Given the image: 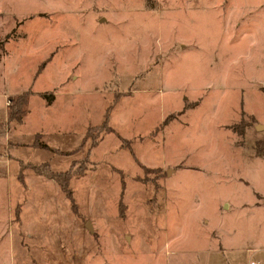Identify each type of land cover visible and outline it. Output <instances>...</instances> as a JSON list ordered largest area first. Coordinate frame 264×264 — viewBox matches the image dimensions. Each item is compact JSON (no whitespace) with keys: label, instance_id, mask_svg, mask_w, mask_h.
Masks as SVG:
<instances>
[{"label":"rangeland","instance_id":"374dc122","mask_svg":"<svg viewBox=\"0 0 264 264\" xmlns=\"http://www.w3.org/2000/svg\"><path fill=\"white\" fill-rule=\"evenodd\" d=\"M0 125V264H238L264 0H0Z\"/></svg>","mask_w":264,"mask_h":264},{"label":"crops","instance_id":"0c3cea01","mask_svg":"<svg viewBox=\"0 0 264 264\" xmlns=\"http://www.w3.org/2000/svg\"><path fill=\"white\" fill-rule=\"evenodd\" d=\"M35 176H36L35 178L29 177V179H32V178L36 179L37 178V180L38 179L40 180V178L43 176V174L38 173ZM26 178H27V176H26ZM263 200H264V197H263ZM255 205L264 210V203H260V202L258 203V201L256 200L254 206ZM241 252H243V253H241L243 256H241V260L239 261L238 264H241L242 262L246 261L249 258L254 259L256 261L258 260L260 264H264V239L256 242V245L253 248L249 247V248L242 250Z\"/></svg>","mask_w":264,"mask_h":264},{"label":"trees","instance_id":"16d2710c","mask_svg":"<svg viewBox=\"0 0 264 264\" xmlns=\"http://www.w3.org/2000/svg\"><path fill=\"white\" fill-rule=\"evenodd\" d=\"M42 96L43 97H45V98H47L46 97V94L45 93H43L42 94ZM48 99V102L50 103L51 102V98H47ZM9 117H10V119H12L13 117H14V115L11 113L10 115H9ZM18 120H20V118H18ZM105 122H103L102 123V125L103 126H107L108 125V119H107V117H105L104 119H103ZM0 126H2V125H0ZM101 127V126H100ZM92 129H94V128H89L88 130H87V134H89L88 132L90 131V130H92ZM111 132V130H109V129H107V131H105V133H110ZM103 135H101V137H102ZM37 145L38 146H43V147H47L48 148V146H46L45 144H43V143H37ZM48 168V167H47ZM38 171V173L39 174H41V173H46V175H50V176H52L53 178H55V180L57 179V181H58V183L60 184V186L62 187V189L65 191V193H67V198L68 199H70V200H72V197H71V193H70V191L68 190V189H66L67 188V186L69 185V184H67V182H66V180H68L69 178L67 177V179L65 180V182L63 183L62 181H61V178L59 179V177L57 178V175H55V174H53L52 173V170L50 169V168H48V171H44V172H42L43 170H37Z\"/></svg>","mask_w":264,"mask_h":264},{"label":"built area","instance_id":"2783aa9c","mask_svg":"<svg viewBox=\"0 0 264 264\" xmlns=\"http://www.w3.org/2000/svg\"><path fill=\"white\" fill-rule=\"evenodd\" d=\"M241 264H260L259 261L254 260V259H247L246 261L242 262Z\"/></svg>","mask_w":264,"mask_h":264},{"label":"water","instance_id":"95a60500","mask_svg":"<svg viewBox=\"0 0 264 264\" xmlns=\"http://www.w3.org/2000/svg\"><path fill=\"white\" fill-rule=\"evenodd\" d=\"M261 127H262L261 124L256 125V129H261Z\"/></svg>","mask_w":264,"mask_h":264}]
</instances>
